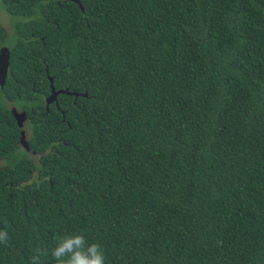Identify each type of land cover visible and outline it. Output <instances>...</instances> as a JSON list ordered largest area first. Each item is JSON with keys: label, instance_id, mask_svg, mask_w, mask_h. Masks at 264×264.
<instances>
[{"label": "trees", "instance_id": "16d2710c", "mask_svg": "<svg viewBox=\"0 0 264 264\" xmlns=\"http://www.w3.org/2000/svg\"><path fill=\"white\" fill-rule=\"evenodd\" d=\"M0 2V264H264V0Z\"/></svg>", "mask_w": 264, "mask_h": 264}, {"label": "clouds", "instance_id": "9594fccd", "mask_svg": "<svg viewBox=\"0 0 264 264\" xmlns=\"http://www.w3.org/2000/svg\"><path fill=\"white\" fill-rule=\"evenodd\" d=\"M10 239L7 230H0V244ZM48 255V249L37 248L29 264H44L41 257ZM55 264H106V254L98 242L89 243L82 233L67 234L57 240L51 250Z\"/></svg>", "mask_w": 264, "mask_h": 264}, {"label": "water", "instance_id": "95a60500", "mask_svg": "<svg viewBox=\"0 0 264 264\" xmlns=\"http://www.w3.org/2000/svg\"><path fill=\"white\" fill-rule=\"evenodd\" d=\"M77 3L78 0H73ZM10 49L8 47H2L0 49V85L4 86L8 77V71L10 66ZM50 83H51V94L46 98V105H47V111L49 110V106L53 103H55L58 106V96L60 94H66V95H76L77 93H71L66 89L62 90H56L54 87L53 78L50 77ZM86 95V94H85ZM12 114L14 115L15 120L17 121V124L20 128H23L24 123L27 119L26 112H18L16 108L12 109ZM20 144L21 146L26 150L30 151V147L28 144V141L26 139L25 131H21V138H20Z\"/></svg>", "mask_w": 264, "mask_h": 264}, {"label": "rangeland", "instance_id": "374dc122", "mask_svg": "<svg viewBox=\"0 0 264 264\" xmlns=\"http://www.w3.org/2000/svg\"><path fill=\"white\" fill-rule=\"evenodd\" d=\"M9 20H10V17H8V15L2 9L1 2H0V22H2L3 25H5L7 28H9V24H10Z\"/></svg>", "mask_w": 264, "mask_h": 264}, {"label": "flooded vegetation", "instance_id": "af4514ba", "mask_svg": "<svg viewBox=\"0 0 264 264\" xmlns=\"http://www.w3.org/2000/svg\"><path fill=\"white\" fill-rule=\"evenodd\" d=\"M5 28H6V26L5 25H3ZM6 29H9V28H6ZM54 104V103H53Z\"/></svg>", "mask_w": 264, "mask_h": 264}]
</instances>
